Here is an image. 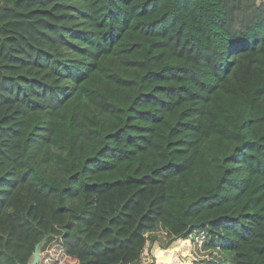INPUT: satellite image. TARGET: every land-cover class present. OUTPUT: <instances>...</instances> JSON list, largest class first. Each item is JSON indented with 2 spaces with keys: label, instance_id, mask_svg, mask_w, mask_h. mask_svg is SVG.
<instances>
[{
  "label": "trees",
  "instance_id": "trees-1",
  "mask_svg": "<svg viewBox=\"0 0 264 264\" xmlns=\"http://www.w3.org/2000/svg\"><path fill=\"white\" fill-rule=\"evenodd\" d=\"M0 3V264H264V0Z\"/></svg>",
  "mask_w": 264,
  "mask_h": 264
},
{
  "label": "rangeland",
  "instance_id": "rangeland-1",
  "mask_svg": "<svg viewBox=\"0 0 264 264\" xmlns=\"http://www.w3.org/2000/svg\"><path fill=\"white\" fill-rule=\"evenodd\" d=\"M147 235L159 239L150 248L151 258H146L142 264H222L220 253L203 247L204 237L201 235L171 242L172 237L161 227L148 232ZM160 251L164 256L158 255Z\"/></svg>",
  "mask_w": 264,
  "mask_h": 264
},
{
  "label": "water",
  "instance_id": "water-1",
  "mask_svg": "<svg viewBox=\"0 0 264 264\" xmlns=\"http://www.w3.org/2000/svg\"><path fill=\"white\" fill-rule=\"evenodd\" d=\"M0 5H1V3H0ZM43 242L39 243L36 246L35 253L33 255V259L29 264H39V261L41 259V246L43 245Z\"/></svg>",
  "mask_w": 264,
  "mask_h": 264
},
{
  "label": "built area",
  "instance_id": "built-area-1",
  "mask_svg": "<svg viewBox=\"0 0 264 264\" xmlns=\"http://www.w3.org/2000/svg\"><path fill=\"white\" fill-rule=\"evenodd\" d=\"M150 255V251H149V247H148V245H147V247L145 248V250H144V254H143V262L146 260V258H151V256H149Z\"/></svg>",
  "mask_w": 264,
  "mask_h": 264
}]
</instances>
